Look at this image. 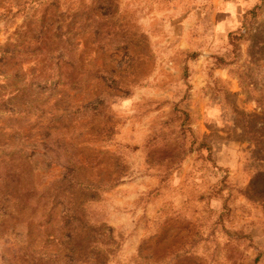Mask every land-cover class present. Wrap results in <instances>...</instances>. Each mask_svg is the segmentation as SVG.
I'll list each match as a JSON object with an SVG mask.
<instances>
[{"label": "rangeland", "instance_id": "rangeland-1", "mask_svg": "<svg viewBox=\"0 0 264 264\" xmlns=\"http://www.w3.org/2000/svg\"><path fill=\"white\" fill-rule=\"evenodd\" d=\"M6 167L0 264H264V0H0Z\"/></svg>", "mask_w": 264, "mask_h": 264}, {"label": "trees", "instance_id": "trees-1", "mask_svg": "<svg viewBox=\"0 0 264 264\" xmlns=\"http://www.w3.org/2000/svg\"><path fill=\"white\" fill-rule=\"evenodd\" d=\"M8 167L6 168H2L0 170V207L2 210H4V213H8L10 209H12V206H10V204H8L7 199L9 195H11L14 191L12 188L11 190H8V186H9V182H12L11 180V173L10 170H7ZM262 177H264V175H260ZM257 179V178H256ZM9 181V182H8ZM7 189H6V188ZM17 198V197H16ZM6 204V207H4L3 205ZM24 209V204H19L16 202V204L13 206V211L12 212H16L18 214H20ZM1 211V210H0ZM4 216V214H1L0 217Z\"/></svg>", "mask_w": 264, "mask_h": 264}]
</instances>
